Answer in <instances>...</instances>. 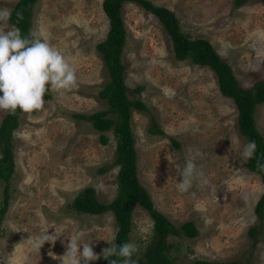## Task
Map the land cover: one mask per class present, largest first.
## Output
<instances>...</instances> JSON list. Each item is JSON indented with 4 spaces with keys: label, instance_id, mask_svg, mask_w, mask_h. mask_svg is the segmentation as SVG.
Returning <instances> with one entry per match:
<instances>
[{
    "label": "rangeland",
    "instance_id": "1",
    "mask_svg": "<svg viewBox=\"0 0 264 264\" xmlns=\"http://www.w3.org/2000/svg\"><path fill=\"white\" fill-rule=\"evenodd\" d=\"M19 1L0 0V10L11 13ZM103 1L38 0L33 8L30 32L73 63L77 86L61 95L49 85L41 109L22 111L13 135L15 166L0 235V264H60L58 257L66 254L76 234L83 237L81 243L92 241L99 259L115 243L119 226L113 211L89 214L72 206L89 186L103 203L112 202L119 192L116 136L112 130L105 132L109 142L103 144L101 131L75 117L109 108L99 92L110 75L96 48L110 28ZM150 1L172 9L181 30L192 39L210 40L244 87L264 78L263 0L239 6L236 0ZM122 16L127 29L122 53L127 93L148 108H132L139 180L173 224L192 221L199 231L195 237L170 235L171 258L177 264H264V218L255 211L264 183L240 157L249 141L240 131L236 103L222 94L212 68L176 58L157 16L135 2L124 3ZM0 27L7 32L13 25L0 22ZM5 113L0 110V124ZM153 118L162 130L159 134L150 131ZM255 120L264 137V103L257 106ZM189 158L207 183L197 179L180 191L181 178L173 164L182 169ZM4 181L0 176V207ZM253 226L258 228L255 246L249 233ZM55 230L60 236L54 243L33 250L34 240L55 235ZM153 237L151 214L136 205L129 236L137 248L132 264L144 257Z\"/></svg>",
    "mask_w": 264,
    "mask_h": 264
},
{
    "label": "trees",
    "instance_id": "2",
    "mask_svg": "<svg viewBox=\"0 0 264 264\" xmlns=\"http://www.w3.org/2000/svg\"><path fill=\"white\" fill-rule=\"evenodd\" d=\"M38 0H20L10 13L8 21L14 27L19 28L22 37H29L32 25L33 8ZM247 0H236V5H242ZM125 2H135L153 13L169 33L174 54L177 59H191L193 63L201 66H209L217 76L220 90L224 96L231 97L237 105L238 122L242 135L248 141H255L257 148L254 156L248 160V168L260 174L264 183V170L257 167V163L264 164V137L259 131L255 112L259 104L264 103V78L258 80L252 87H244L236 77L231 65L225 61L216 48L206 38L192 39L181 30L176 13L165 6L155 5L150 0H104L103 9L110 19V28L106 37L100 41L96 48L102 54L108 67L110 80L99 92L102 99L106 100L109 108L92 114H75L76 118L90 121L93 126L102 132L101 142L107 144L109 137L105 132L112 130L117 139L116 165H119L118 179L119 192L110 203H103L98 199L97 190L94 187H86L78 194L72 204L73 208L82 213L102 214L113 211L119 229L116 234L114 246L119 248L128 242L132 230L133 211L136 205L142 206L154 220V237L147 247L144 257L133 264H177L170 256L168 250L170 235L184 234L195 237L199 234L195 223L188 221L178 227L155 206L148 190L141 184L138 177L137 150L135 134L132 129V108L147 110V105L139 99H131L127 93L125 83V65L122 61V53L127 40V29L122 16ZM264 2V0H263ZM22 15V19L19 16ZM31 38V37H29ZM47 96L48 95V90ZM115 114L112 118L109 114ZM22 110L17 108L15 114L6 111L0 124V176L5 183L2 206L0 207V235L2 223L8 210L10 199V180L15 166L13 135L20 125ZM152 133H161L155 118L150 127ZM175 142V140H174ZM178 145V143H177ZM255 211L260 219L264 218V194L257 202ZM258 228L253 226L249 233L254 238L253 246L258 243ZM122 264L123 258L113 256ZM90 264H110V261L102 256L98 261ZM191 264H216L207 260H195Z\"/></svg>",
    "mask_w": 264,
    "mask_h": 264
},
{
    "label": "clouds",
    "instance_id": "3",
    "mask_svg": "<svg viewBox=\"0 0 264 264\" xmlns=\"http://www.w3.org/2000/svg\"><path fill=\"white\" fill-rule=\"evenodd\" d=\"M8 10H0V22L6 23L10 18ZM22 19V15L19 16ZM0 27V110L10 111L15 114L17 108L23 112L39 110L44 105V95L50 85L51 90L63 95L77 86L76 68L73 63L58 48L39 38L35 31L29 37H22L19 28L11 27L5 32ZM231 139V138H230ZM232 142V139H231ZM257 145L249 141L243 146L240 157L247 162L254 156ZM173 164L171 161H169ZM176 175L180 177L178 188L187 191L194 180L207 183L202 170H198L194 161L186 159L184 167L173 164ZM257 167L264 170V164L257 163ZM55 235L43 234L31 244L33 250L39 252L45 242L55 240L60 236L55 230ZM80 234L70 238L67 252L58 257L60 264H88L89 261L99 259L91 246L92 241H85ZM137 251L133 243H124L117 249L116 246L103 250V256L110 264H118L116 259L123 258L122 264H132L131 257Z\"/></svg>",
    "mask_w": 264,
    "mask_h": 264
}]
</instances>
